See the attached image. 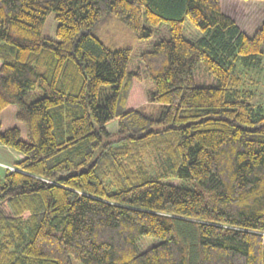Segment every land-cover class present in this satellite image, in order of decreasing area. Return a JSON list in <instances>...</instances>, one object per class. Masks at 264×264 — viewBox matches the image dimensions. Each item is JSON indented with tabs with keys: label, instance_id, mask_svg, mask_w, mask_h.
<instances>
[{
	"label": "trees",
	"instance_id": "16d2710c",
	"mask_svg": "<svg viewBox=\"0 0 264 264\" xmlns=\"http://www.w3.org/2000/svg\"><path fill=\"white\" fill-rule=\"evenodd\" d=\"M221 3L0 0V112L26 129L0 120L22 155L0 178V264H264V103L238 70L261 67L264 19L248 35ZM111 16L139 40L168 25L139 56L153 90L97 33Z\"/></svg>",
	"mask_w": 264,
	"mask_h": 264
},
{
	"label": "rangeland",
	"instance_id": "374dc122",
	"mask_svg": "<svg viewBox=\"0 0 264 264\" xmlns=\"http://www.w3.org/2000/svg\"><path fill=\"white\" fill-rule=\"evenodd\" d=\"M221 7L226 14L234 19L240 30L248 35H251L264 19V2L261 0H222ZM56 27L57 20L55 19L54 13H50L43 25L42 36L56 39ZM99 30L104 34L101 35ZM96 31L100 35L101 40L107 45H109L110 42H117L119 47L132 48L127 71L140 70L145 88L147 90H153V80L144 73L139 56L141 52L151 48L158 39L169 37L168 25L166 23H161L158 26L152 27L153 36L147 40H139L118 17L111 16L107 21H103L99 24ZM185 34L194 39L200 35V32L190 22L186 21ZM238 70L241 71L242 77L246 81L247 88L255 92V102L264 103V58L260 68L256 67L246 70L241 67V65H238ZM192 72L196 85H214L216 83L212 73L200 63L194 66ZM15 112V105H9L0 112L1 128L6 129L16 126L21 131V137L26 139L25 125L15 117ZM116 126L117 121L114 120L110 122L106 128L108 131H114ZM21 158L22 155L20 153L0 144V178L4 174V171L14 169L13 164ZM146 164L151 173H154L157 165L156 162L152 158L146 157ZM143 238L144 239L139 241V247L141 249H145L159 242L157 238ZM71 262L72 264H81L73 257H71Z\"/></svg>",
	"mask_w": 264,
	"mask_h": 264
}]
</instances>
